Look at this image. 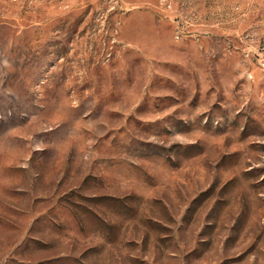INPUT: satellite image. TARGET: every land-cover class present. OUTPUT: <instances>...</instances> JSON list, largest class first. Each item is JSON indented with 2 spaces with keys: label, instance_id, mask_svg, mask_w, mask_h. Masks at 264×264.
Wrapping results in <instances>:
<instances>
[{
  "label": "rangeland",
  "instance_id": "1",
  "mask_svg": "<svg viewBox=\"0 0 264 264\" xmlns=\"http://www.w3.org/2000/svg\"><path fill=\"white\" fill-rule=\"evenodd\" d=\"M264 0H0V264H264Z\"/></svg>",
  "mask_w": 264,
  "mask_h": 264
},
{
  "label": "built area",
  "instance_id": "2",
  "mask_svg": "<svg viewBox=\"0 0 264 264\" xmlns=\"http://www.w3.org/2000/svg\"><path fill=\"white\" fill-rule=\"evenodd\" d=\"M260 66H261V69H262V71L264 73V62H262Z\"/></svg>",
  "mask_w": 264,
  "mask_h": 264
}]
</instances>
